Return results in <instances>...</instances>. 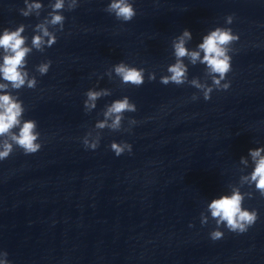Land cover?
Wrapping results in <instances>:
<instances>
[{
  "label": "clouds",
  "instance_id": "9594fccd",
  "mask_svg": "<svg viewBox=\"0 0 264 264\" xmlns=\"http://www.w3.org/2000/svg\"><path fill=\"white\" fill-rule=\"evenodd\" d=\"M25 7L21 8L20 14L24 17L32 15L34 12L38 17L42 5L36 2L24 0ZM78 7V0H55L54 4H50L52 9L45 22L35 25V31L41 33L34 35L31 40L32 48L43 53L45 47H52L57 42V31H63L65 16L62 14L64 10L73 11ZM105 11L109 14H114L117 20L122 22H130L136 16V10L130 0H111ZM227 24H232L233 16L229 15L225 18ZM47 25H51L55 31L50 32ZM26 25L20 24L15 30L5 28L3 34L0 35V49L4 50L3 62L0 64V78L7 83H0V90H4V94L0 95V136L11 134V140L14 144L25 152V154L36 153L41 148V143H38L39 132L34 131L37 128L35 120H24L22 122V114L25 109L22 107L23 102L18 97L9 94L7 89L9 85L14 90H19L23 87L34 89L37 86L35 76L29 78V72L26 69V56L32 51L31 48L25 47L26 37L22 36ZM47 37V41H45ZM187 39H191V33L187 29L183 34L173 41L174 56L176 62L167 68L170 75L162 76L160 83L168 85L174 83L177 86L185 84L187 81V68L181 58L188 56L193 64L197 60L207 68V75L211 78V85L201 84L199 80H191V85L199 89L203 93L205 101L211 99V93L216 90H227L230 87V82L225 81L227 73L231 71V59L229 55L233 49L231 45L239 40V35L234 34L231 28L216 27L203 37V42L198 45L200 51L203 52V58L200 59V51L189 52L185 47ZM52 61L47 60L42 62L36 68L40 75L48 73ZM120 78L121 83L134 85L139 87L144 84L143 68H136L124 62L115 64L110 71L106 73L111 77L112 72ZM156 79L154 73L148 75V80ZM111 95L110 90L103 89L94 91L89 89L86 92L87 99L84 101V109L86 112H91L96 108V101L102 96ZM193 100L198 99L197 96L192 97ZM137 110L135 103L125 96L122 99L113 101L107 110L103 112L104 120L95 124V129L103 130L108 128L113 131H120L125 119V112H135ZM111 120V123L108 121ZM137 122L134 119H129L128 124L134 125ZM22 125V126H21ZM19 128L18 133H12V129ZM129 131V129H124ZM101 132H97L93 138L91 132H87L83 137V145L86 149L95 150L99 147ZM3 150L0 151V160L7 159L14 151L13 144L7 141L2 144ZM111 150L117 157L125 151L131 153L132 146L127 142L117 143L113 141L110 145ZM264 148L249 150V154L255 161V168L250 176L242 177V181L249 186L255 185V189L259 191L261 196H264V156L261 152ZM259 158V159H257ZM242 162L246 161L241 158ZM252 192L242 193L239 188H233L231 195H223L211 201L208 205L211 217L216 221L217 228L210 233V238L213 241L219 240L224 233L219 230L220 225H224L231 232L242 234L249 227L255 224L258 219L256 210H248L242 207L245 197L251 198ZM201 224H207V217L201 216ZM192 225H190L191 227ZM4 259L0 260V264H10L7 260V252H0Z\"/></svg>",
  "mask_w": 264,
  "mask_h": 264
}]
</instances>
